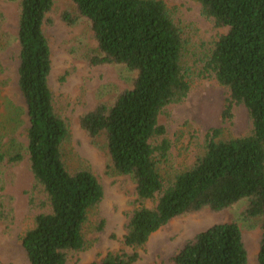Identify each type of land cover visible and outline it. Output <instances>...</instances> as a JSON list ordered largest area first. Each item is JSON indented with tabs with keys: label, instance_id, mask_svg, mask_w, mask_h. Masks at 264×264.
I'll return each mask as SVG.
<instances>
[{
	"label": "trees",
	"instance_id": "trees-1",
	"mask_svg": "<svg viewBox=\"0 0 264 264\" xmlns=\"http://www.w3.org/2000/svg\"><path fill=\"white\" fill-rule=\"evenodd\" d=\"M198 1L203 16L227 28L213 42L199 76L214 77L228 89L224 118L232 117L234 105L243 104L252 129L248 135L224 139L222 129L211 128L204 151L168 184L159 164L167 160L170 141L158 142L166 133L159 117L169 104L182 102L191 88L183 61L186 41L172 10L164 0H70L73 10L61 13L69 27L87 21L95 43L84 51L76 44L71 54L83 57L89 68L122 66L130 73V85L117 91L111 103L103 97L116 88L102 85L98 104L79 117L92 141L104 138L109 168L135 185L124 248L90 264H137L138 250L172 219L205 209L219 212L240 201L247 203L243 217L259 219L263 238L256 264H264V0ZM18 3V87L29 126L27 144L9 135L14 129L0 133V174L4 163L28 155L35 179L30 205L39 212L22 245L30 264H67L72 253L89 246L85 229L104 198V188L90 168L72 170L64 157L70 128L55 107L49 83L52 51L45 30L53 22L55 0ZM3 16L1 12L0 23ZM7 35L0 31V52L10 42ZM20 113L17 107L10 122L20 124ZM1 182L0 175V190ZM149 200H155L153 207L146 205ZM12 218L13 207L0 191V223ZM104 224L100 221L97 229ZM172 263L247 264L241 226L234 220L208 227L186 243Z\"/></svg>",
	"mask_w": 264,
	"mask_h": 264
},
{
	"label": "rangeland",
	"instance_id": "rangeland-1",
	"mask_svg": "<svg viewBox=\"0 0 264 264\" xmlns=\"http://www.w3.org/2000/svg\"><path fill=\"white\" fill-rule=\"evenodd\" d=\"M164 1L172 10L173 18L185 38L186 52L183 61L191 82L188 96L180 103L169 104L159 117L166 133L158 142L163 138L170 141L167 160L159 164L168 184L175 173L190 168L196 157L204 151L206 134L211 128L222 129L220 138L227 139L248 135L252 122L248 109L243 104L234 105L232 117L224 118L228 89L214 77L199 76L213 42L226 33L227 28H218L211 19L203 16L198 0ZM66 9L73 10L70 0H55L54 11L50 15L53 22L45 26L52 51L49 83L54 93L56 110L70 128L71 137L63 150L69 168H90L104 188V198L91 212L85 229L88 248L72 253L67 261V264H90L101 260L109 251L124 248L123 236L133 210L131 201L134 199L135 185L129 177L118 175L109 168L104 138L92 141L81 129L79 117L98 104L97 90L102 85L115 86V93L103 97V100L111 103L117 91L130 85L127 81L130 73L122 66L89 68L83 57L71 54L70 49L76 44H80L81 51H84L94 47L95 43L87 21L81 20L69 27L61 20V13ZM1 12L4 18L0 23V31L8 33L6 37L11 38L0 52L3 67L0 74V133H5L6 129H14V133L9 135L27 144L29 120L18 87L19 46L14 40L19 21L18 0H0ZM17 107L21 109L20 124L10 122V118L15 117ZM0 175L1 185L4 187L0 191L5 195L6 202H10L13 207L12 221L0 223V264H30L21 238L34 226V216L39 210L30 205L35 179L28 155H24L17 163H4ZM146 205L153 207L155 200L147 201ZM246 205V201H240L234 207L219 212L205 209L183 218L172 219L153 233L145 246L138 250L140 259L137 264H173L172 258L196 234L214 224L234 220L241 226L248 251L247 264H256L263 231L259 226V219L242 216ZM102 220L105 224L99 230L97 226Z\"/></svg>",
	"mask_w": 264,
	"mask_h": 264
}]
</instances>
